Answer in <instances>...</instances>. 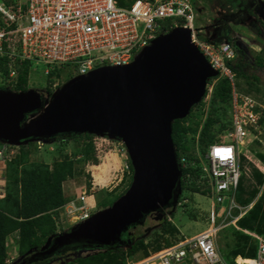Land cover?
I'll return each mask as SVG.
<instances>
[{
    "label": "built area",
    "instance_id": "2783aa9c",
    "mask_svg": "<svg viewBox=\"0 0 264 264\" xmlns=\"http://www.w3.org/2000/svg\"><path fill=\"white\" fill-rule=\"evenodd\" d=\"M196 15L192 0H0V63L2 57L8 59L7 75L0 70V88L11 89L16 84L18 61L43 63L45 75L65 64L71 65L74 75L99 66L129 64L153 38L163 34L159 23L168 18L176 20L173 27L190 29L191 42L219 76L230 82V124L225 130L226 137L221 139L224 141H214L203 154L198 153L197 162L192 161L200 168V182L209 187L214 198L209 226L127 264H264V235L250 232L256 241L255 256H236L232 262L219 252L216 244L217 232L234 224L251 207L237 204L234 194L240 176L250 175L247 162L254 161L250 150L242 152L241 146L257 138L253 130L261 127L259 120L264 117V107L236 89L234 72L226 64V60L234 58V49L226 41L201 37V29L195 25ZM209 93L210 90L205 100ZM100 137L103 136L92 140L97 151L96 139ZM36 144L41 148L44 142L36 140ZM17 146L0 142V174L6 162L15 156ZM178 164L180 168L185 165L184 157ZM261 170L264 174V168ZM93 192L92 186L89 189L83 186L79 194L58 208L60 211L54 218L56 231L67 230L91 216L93 205L89 198ZM221 204L225 206L223 210ZM234 208L239 210L238 215L226 220ZM221 211L223 218L218 221ZM13 259L9 256L6 264Z\"/></svg>",
    "mask_w": 264,
    "mask_h": 264
},
{
    "label": "water",
    "instance_id": "95a60500",
    "mask_svg": "<svg viewBox=\"0 0 264 264\" xmlns=\"http://www.w3.org/2000/svg\"><path fill=\"white\" fill-rule=\"evenodd\" d=\"M190 29L173 27L132 62L99 66L70 78L47 102L30 88H0V140L20 145L63 134L119 138L132 166L127 189L104 210L57 233L44 256L64 246L102 248L147 235L146 217L177 205L181 168L172 123L186 117L206 93L215 70L191 42ZM37 114L34 118L32 116Z\"/></svg>",
    "mask_w": 264,
    "mask_h": 264
},
{
    "label": "trees",
    "instance_id": "16d2710c",
    "mask_svg": "<svg viewBox=\"0 0 264 264\" xmlns=\"http://www.w3.org/2000/svg\"><path fill=\"white\" fill-rule=\"evenodd\" d=\"M222 1L227 5L228 11L240 12V15L231 18L233 24L245 25L258 36L264 34V21L256 19L253 14L257 0H251L250 6H247L250 0ZM249 16L256 20H252ZM232 32L233 28L226 23V20L219 22L220 34L219 38L215 41H226L234 49V58L226 60V64L234 72L235 76L245 79L248 86L250 85L246 92L250 89L258 91L257 87L251 88L252 85L249 83L250 78L258 81V76L252 73L249 74L245 70V67L249 64L254 67H264V57L256 55L250 61L246 50L239 46L236 38L232 37ZM7 60L6 57H2L0 63V70L4 76L8 72ZM31 67V61L25 60L17 62L15 65L17 72L16 84L11 87L12 90L20 91L28 88ZM63 72L61 68L56 67L45 75L46 81L44 87L49 95L54 92V89L51 87L56 79L62 76L61 73ZM214 80L215 83L212 87L208 102L201 101L195 106L196 108H201V110L199 109L201 113H204L203 109L206 106L210 109L205 112L204 118L191 123L194 108L186 117L176 119L172 123V140L176 147L177 159L180 161V158L184 157L185 161V165L181 167V189L200 192L202 194L209 192V187H205V184L200 182V168L194 166L192 161L197 162L199 160L197 159L198 153L203 154L210 143L221 140L217 136L216 129H213V127H217V122L219 123L217 131H221V133H224L230 124V82L226 77L216 76L211 78L208 83L210 84ZM61 84L60 82L56 83L54 88H59ZM235 85L238 86L237 81ZM188 120L189 123L185 124ZM263 120L264 117L259 121L263 122ZM93 137V134L73 133L63 134L60 137L51 139L53 151L55 149L59 150V147L68 145L67 142L74 140L73 151L70 156L64 154L62 157L53 160L51 164L39 160L30 161L28 159L30 149L35 147V150H40L44 145L38 148L37 144L34 146L28 142L19 145V150L16 151L15 156L6 162L7 181L4 189H2L3 192L0 194V264H6L8 258L7 237L9 235L14 234L17 239L18 252L24 255L28 250L39 249L47 242L49 236L57 234L54 218L60 211L58 208L72 197L65 196L62 182L74 175L76 164L88 163L90 165H96L98 163L96 150L92 142ZM255 155L264 163L263 153L255 152ZM125 160L128 163L129 171V174L121 180V184L125 186L117 194L109 191L106 197L100 202L103 208L110 206L128 187L127 185L132 177V166L128 156ZM250 171L254 181H251L250 177L242 174L236 187L235 200L240 205H247V203L255 198L259 191L256 185H259L264 178L263 174L251 163ZM87 177H90L89 174ZM89 188L90 186L88 184L87 189ZM187 198L179 194L177 200L179 204L177 205L182 207V209L186 207L187 202L184 200ZM175 207L166 209L165 214H159V212L152 213L157 217L159 216V228L161 230L159 233L175 231V225L170 220V213L173 212ZM236 225L241 229L244 228L264 235V189L254 201L251 208L237 220ZM133 235L128 237L131 241H128L124 236L123 243L98 248L100 250L95 253L66 259L61 264H127V259L134 260V255L138 252H142L143 255L141 256L145 257L149 254V251L160 250L162 247L169 246L173 243V241L165 238L163 234H159V237L163 239L162 244L158 240H156L157 243H153V241L147 240V237H144V235L132 239ZM232 235L233 241L229 251L230 259L228 260L232 262L233 258L237 255L250 258L255 256L256 245L250 235L233 227ZM149 245H152L150 249L148 248Z\"/></svg>",
    "mask_w": 264,
    "mask_h": 264
},
{
    "label": "rangeland",
    "instance_id": "374dc122",
    "mask_svg": "<svg viewBox=\"0 0 264 264\" xmlns=\"http://www.w3.org/2000/svg\"><path fill=\"white\" fill-rule=\"evenodd\" d=\"M194 4V9L196 11V19H195V25L199 29H201V32L203 36L207 39L216 40L219 38V22H223L226 20V23L229 24L233 28L232 37L237 39V42L240 47L246 50L247 55L249 56L250 61L254 59L256 55H260L264 57L263 47H264V34L262 36H258L256 33L251 31L249 28H247L245 25L241 24H233L231 22V18H235L237 15H240V12H232L228 11L227 5L222 0H192ZM251 5V0L248 2L247 6ZM254 17L256 19H260L264 21V0H257L254 8ZM251 17V16H249ZM252 20L253 17H251ZM175 21V22H174ZM256 23V21H254ZM173 23H176V20L174 18H168L160 21L159 25L161 30L164 34H168L170 30L173 28ZM61 68L64 72L61 73L62 76H60L58 79H56L55 83L52 85L51 88L54 89L53 94L64 84L67 82L70 78L73 77L74 70L71 67V65H63ZM44 65L41 62H35L32 64L30 76H29V86L27 89L34 88L37 89L39 92L43 94L46 101L49 102L53 94L50 95L46 91V88L44 87L46 76L44 74ZM245 70L252 74H255L258 76L259 80L255 81L254 79L250 78L251 88L257 87L258 91H254L253 89L248 90L249 86L245 79L241 77L235 76L234 82H238V86H236V89L239 91L249 94L255 102H258L257 104H260L263 108L264 107V67H254L251 64L246 65ZM73 74V75H72ZM72 76V77H71ZM62 83L59 88H54L56 86V83ZM215 83V80L210 82L208 84V91L212 90V87ZM204 102H208V100H203ZM195 108V109H194ZM193 117L191 123L198 121L199 119H203L205 116V112L208 109L206 106L203 111L204 113H201L200 107H193L191 111H193ZM200 109V110H199ZM191 113V112H190ZM37 114L31 117L34 118ZM189 120L187 121L188 124ZM217 127H213V129H216L217 136L221 139H224L225 132L221 133V131H217V128L219 126V123L217 122ZM255 134L257 138L253 139V141L250 143L251 145L241 146V151L244 152L246 150H251V153L253 152H261L264 154V122L263 126L259 131H255ZM252 138V136H250ZM99 144V150L95 151L96 156L98 159V163L95 166H90V164H76L75 165V173L72 177L67 178L62 182V188L65 196H75L79 194L81 189L84 187L89 186L93 187L94 190V196L89 198V201L94 206L95 212H100L104 210L105 208L101 207L100 202L106 197V194L109 191H112L114 194L120 193L123 190V187L125 185H122V179L126 177L127 174H129L128 169H125L126 157L127 153L125 154L124 145L122 144L121 139L119 138H110V137H100L99 139H96ZM224 141V140H221ZM49 142V144L47 143ZM44 142V146L40 150H35L34 148L30 149V153L28 155V159L31 160H39V161H45L47 163H52L53 160L56 158L62 157L64 154H70L73 151L74 146V140H70V142H67L68 145L59 147V150L53 151V145L51 144V140H48ZM30 145L36 146V141H30L28 142ZM24 144V143H22ZM20 144V145H22ZM51 144V145H50ZM19 147H15V151H18ZM250 155V154H249ZM253 158V156H251ZM3 173L0 174V194L3 192L2 189H4V186L7 181L6 176V170L7 166L4 167ZM89 174V178L87 177ZM131 182V180H130ZM130 182L127 186H129ZM182 196L188 197L185 202H187L186 207L182 209L179 205L175 207L173 212L170 213V220L174 223L175 231L173 232H161L159 226H160V219L159 216L152 214V216L148 217L142 226V229L150 228V230L147 232V235L145 234L144 237H147V240L153 241V243L156 242V240L159 241V243L162 244V237H159V234H163V236L173 242L184 238V237H190L198 232L204 230L207 228L210 224L209 215H210V207L213 204L214 198L212 194L209 192L207 193H200V192H192L190 190L182 189L181 193ZM221 210L222 207H221ZM155 213V212H153ZM165 214V213H163ZM223 215V211L219 213V218ZM62 218L65 219V216L63 215ZM53 236V235H52ZM52 236L48 237V240L46 243H44L39 249H44L50 245V239ZM217 242L219 245V250L224 257L227 259L229 258V251L230 246L233 241V235H232V225L226 226L220 231L217 232ZM148 241V242H149ZM157 243V242H156ZM7 246H8V252L12 255L15 254L16 258L14 262H11L10 264H15L18 262L24 255L29 254L30 252L34 251V249L28 250L24 255L19 254L18 252V246H17V239L15 238L14 234H11L7 237ZM152 247V245H149V249ZM98 248H75V249H68V251H64L62 254H58V256L53 257L49 261L38 263V264H61L66 259H72L77 256H86L91 253L97 252ZM152 251V250H151ZM149 251V252H151ZM143 253L138 252L134 255V260H139L142 258ZM130 262V258L127 259V263Z\"/></svg>",
    "mask_w": 264,
    "mask_h": 264
},
{
    "label": "crops",
    "instance_id": "0c3cea01",
    "mask_svg": "<svg viewBox=\"0 0 264 264\" xmlns=\"http://www.w3.org/2000/svg\"><path fill=\"white\" fill-rule=\"evenodd\" d=\"M252 155H253V160L255 161V162H258L259 163V166L258 167H260L261 169H263L264 168V163L261 161V159L260 158H258L256 155H255V152L253 153L252 152ZM90 166H95V165H90ZM256 169H258V168H256ZM261 169H258L260 172L262 171ZM262 173V172H261ZM263 174V173H262ZM248 177H250V179H251V181L253 180L254 181V179H252V175H251V171H250V175L248 176ZM264 178H263V180H262V182L259 184V185H256L258 188H259V191H258V193H257V195L255 196V198L252 200V201H250L249 203H247V205H249V204H251V206L253 205V203H254V201L258 198V196L260 195V193L262 192V190L264 189ZM263 185V188L261 189V186ZM237 191V190H236ZM236 191H235V193H236ZM210 193V192H209ZM211 194V193H210ZM234 199H235V194H234ZM235 202L237 203V204H239L236 200H235ZM213 204H214V201H213ZM240 205V204H239ZM240 206H246V205H240ZM220 207H224L225 208V206L223 205V204H221V206ZM251 207H249V209H250ZM248 211V209L243 213V214H245L246 212ZM238 213H239V210L237 209V208H234L233 210H232V212H231V217H228L226 220H231L232 219V216H236V215H238ZM242 214V215H243ZM241 215V216H242ZM241 216H239L238 218H237V220L241 217ZM222 218H223V216H221L220 218L218 217V221L219 220H222ZM237 220L235 221V223L234 224H232V223H230V224H228V225H226V226H229V225H232V227L233 228H235V229H239V230H242L245 234H248V235H250V232L251 233H255V234H258V233H256V232H254V231H250V230H247V229H241L240 227H238L237 225H236V222H237ZM225 226V227H226ZM224 228V227H223ZM222 228V229H223ZM258 235H260V234H258ZM251 236V235H250ZM252 238H253V240H254V242H255V245H256V241H255V239H254V237L253 236H251ZM216 244H217V247H218V250H221V249H219V245H218V242H217V239H216ZM8 248V247H7ZM220 252V251H219ZM221 253V252H220ZM7 254L9 255V256H13L14 257V259H13V261L12 262H14L15 261V258H16V255L15 254H13L12 253V255L11 254H9V252H8V249H7ZM222 254V253H221ZM223 255V254H222ZM238 257H242L243 258V256H241V255H237ZM236 257V256H235ZM234 257V258H235ZM226 258V257H225ZM233 258V259H234ZM245 258H250V257H245ZM227 259V258H226ZM228 260V259H227ZM228 261H230V260H228Z\"/></svg>",
    "mask_w": 264,
    "mask_h": 264
},
{
    "label": "flooded vegetation",
    "instance_id": "af4514ba",
    "mask_svg": "<svg viewBox=\"0 0 264 264\" xmlns=\"http://www.w3.org/2000/svg\"><path fill=\"white\" fill-rule=\"evenodd\" d=\"M166 209L162 210V211H157L159 212V214H163L165 213ZM152 216V213L151 215L149 214L146 219L148 217ZM145 219V221H146ZM51 246V244L46 247V248H49ZM79 247V245H78ZM76 245L74 246H64V247H61L59 249H57L53 254H50V255H44V256H41V255H33L34 252H36L37 250H41V249H34V251L30 252L29 254H26L24 255L18 262H16L15 264H38V263H43V262H46V261H49L50 259H52L53 257H56L58 256V254H62L64 251H68V249H75V248H78ZM81 248V247H79ZM45 249V248H44Z\"/></svg>",
    "mask_w": 264,
    "mask_h": 264
},
{
    "label": "clouds",
    "instance_id": "9594fccd",
    "mask_svg": "<svg viewBox=\"0 0 264 264\" xmlns=\"http://www.w3.org/2000/svg\"><path fill=\"white\" fill-rule=\"evenodd\" d=\"M73 76H76V75H73ZM217 76H219V74H218ZM213 78H214V77H213ZM210 79H211V78H210ZM210 79H209V80H210ZM209 80H208V81H209ZM208 81H207V84H209ZM28 84H29V81H28ZM33 89H34V88H33ZM10 90H12V89H10ZM26 90H27V89H26ZM36 90H37V89H36ZM14 91H15V90H14ZM20 91H22V90H20ZM37 91H38V90H37ZM210 93H211V91H210ZM210 93H209V96H210ZM41 94H42V93H41ZM207 94H208V90H207V85H206V93H205V95H204V97H203V99H202L201 101L205 100V97L207 96ZM208 99H209V97L207 98V100H208ZM201 101H200V102H201ZM200 102H199V103H200ZM195 106H196V105H195ZM263 122H264V120H263ZM263 122H261V127L263 126ZM261 127H259V128L256 129V130H253L254 134H255V131H259V130L261 129ZM93 135H94V134H93ZM255 135H256V134H255ZM95 136H98V135H94V137H95ZM103 137H106V136H103ZM253 139H255V138H253ZM253 139H252V141H253ZM92 140H93V138H92ZM35 141H36V140H35ZM42 141H43V142H46V141H44V140H42ZM252 141H251V142H252ZM0 142H1V140H0ZM4 142H5V141H4ZM251 142H249L248 145H251V144H250ZM46 143H47V142H46ZM11 144H12V143H11ZM122 144H123V143H122ZM211 144H213V142L210 143L209 145H211ZM123 145H124V144H123ZM209 145L207 146V148L209 147ZM248 145H247V146H248ZM18 146H19V145H18ZM207 148H206V149H207ZM124 149H125V147H124ZM249 150H250V149H249ZM250 152H251V150H250ZM125 154H126V150H125ZM243 158H244V157H243ZM244 159H245V158H244ZM245 161L247 162L246 159H245ZM126 162H127V161H126ZM250 163H251L255 168H258V169H259L258 164L255 165L254 161H253V162H247V166H249V168H250ZM257 163H258V162H257ZM126 164H127V166H128V163H126ZM263 176H264V174H263ZM181 191H182V189H181ZM93 196H94V192H93ZM177 204H179L178 201H177ZM166 209H168V208H166ZM165 212H166V211H165ZM94 213H96V212H95V210H94V206H93V213H92V214H94ZM92 214H91V215H92ZM83 221H84V220H83ZM80 223H81V222H80ZM80 223H79V224H80ZM144 223H145V222H144ZM143 225H144V224H143ZM76 226H77V225H76ZM76 226H74V227H76ZM74 227H70V228L67 229V230L56 231V233H60V232H64V231H68V230H70V229H72V228H74ZM151 252H152V251H151ZM8 257H9V255H8ZM142 258H143V257H142ZM142 258H141V259H142ZM139 260H140V259H139ZM139 260H130V261H133V262H134V261H139ZM12 261H13V260H12ZM10 263H11V262H10ZM10 263H9V264H10Z\"/></svg>",
    "mask_w": 264,
    "mask_h": 264
}]
</instances>
